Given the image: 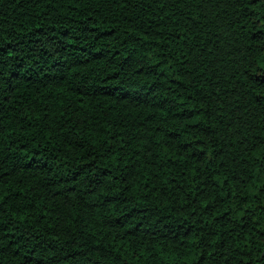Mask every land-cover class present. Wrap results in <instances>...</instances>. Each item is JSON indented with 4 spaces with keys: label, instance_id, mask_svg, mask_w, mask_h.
<instances>
[{
    "label": "trees",
    "instance_id": "1",
    "mask_svg": "<svg viewBox=\"0 0 264 264\" xmlns=\"http://www.w3.org/2000/svg\"><path fill=\"white\" fill-rule=\"evenodd\" d=\"M0 264H264V0H0Z\"/></svg>",
    "mask_w": 264,
    "mask_h": 264
}]
</instances>
